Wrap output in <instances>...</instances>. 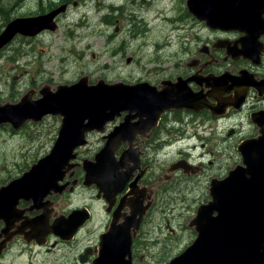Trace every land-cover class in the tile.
Returning a JSON list of instances; mask_svg holds the SVG:
<instances>
[{
    "label": "flooded vegetation",
    "instance_id": "obj_1",
    "mask_svg": "<svg viewBox=\"0 0 264 264\" xmlns=\"http://www.w3.org/2000/svg\"><path fill=\"white\" fill-rule=\"evenodd\" d=\"M77 1L79 4L86 2ZM77 1L73 0V5H77ZM63 3L70 6L68 0H50L46 5V12ZM111 8L110 14L102 16L105 23L110 25L117 22L112 20L115 17L113 10H121L119 7ZM66 13L67 11L60 13L54 18L57 28L63 25L61 20ZM7 22H4L3 26ZM204 24L210 35L196 43L194 52L188 53V60L171 65H168L166 60L160 61V47L155 43L154 53L142 60L146 62L143 64L144 75L136 78L134 82H123L129 85L142 84L139 90L149 99V106H131L123 109L105 121L100 129L86 131L82 137L84 143L74 148V155L68 160V164L72 166L64 174L61 171L63 178L54 182L46 195L20 196L15 199L16 203L11 205V211L2 209L3 214L7 213L6 218L11 219L8 224L6 219L0 217V264H92L94 259L102 255V247L107 245L106 241L110 237H116L118 233L125 237L122 241L128 237L131 241L130 253H124L123 258L129 259L131 264H144L145 257L148 256L142 253L146 244V230L151 229L155 233L157 228L161 229L162 220H165V226L168 225L165 216L178 208L177 194L181 192L179 185H183L181 178L199 176L206 167L199 160L215 156V160L223 164L216 165L215 161L210 159L207 161L213 167L204 177L206 187L203 201L195 206L194 214L191 218L189 216L186 224L194 234L190 243L195 239L196 231L189 223L196 216L198 208L212 200V186H218L236 169L245 168L244 159L247 157H257L253 150V153H250L249 148H246L248 154L244 155L241 146L247 141H254L252 145L257 147L255 140L264 135V33L249 34L246 44L240 41L243 37L240 29H223ZM255 26H259L258 22ZM56 29H43L33 37L17 36L15 39L36 41L46 32H57ZM66 40L65 38L63 42ZM242 49H249L250 53L247 52L249 54L244 56L240 53ZM130 61L126 63L129 64ZM142 61H139V65ZM157 62L160 63L156 65ZM77 80L62 84H72ZM98 81L112 83L107 82V79L92 81L91 77H88L87 84L93 85ZM166 81H182L179 83V89L186 99L197 93L194 107H170L160 112L158 95L167 87ZM44 85L49 86L45 83L38 90ZM46 117H53L58 121L52 148L61 128L62 118L59 115L47 114L40 121L32 122L40 123ZM221 126L227 128V136L232 135V141L226 139L224 131L219 133L215 140L207 136V131ZM92 135L97 136L99 145L102 146L86 158L87 155L82 156L81 151L88 145ZM172 146H180L178 156L167 162V152L164 149ZM183 146L185 148H182ZM212 146L221 147L218 151L220 154L214 155L210 150ZM198 147L202 152L195 157L192 151ZM100 153L101 157L98 156ZM42 157L32 161L29 168ZM61 159L60 157L59 160ZM195 159L198 163L194 162ZM85 162L94 164L92 169L95 168V173L86 171ZM59 164L60 162L51 165L54 173ZM93 174L95 181H92ZM14 178L16 177L3 181L0 186ZM256 183L252 181L249 188H253ZM78 187L93 190L90 204L77 207L70 203L69 196ZM65 197L70 206L67 209L64 208ZM72 211L77 212L71 218L69 214ZM215 214L216 212L212 216ZM39 216L43 217L38 225L39 232L42 233L58 221V227H61L63 234L43 232L39 239H35L20 233L6 238L2 232L7 225H12L10 231L17 230L13 224L25 223L27 226L24 229H27L31 225L30 220ZM77 237H80L78 242ZM86 238L88 243L80 246L79 243ZM61 246H66L63 255H51ZM37 258H41V261L38 262Z\"/></svg>",
    "mask_w": 264,
    "mask_h": 264
},
{
    "label": "rangeland",
    "instance_id": "obj_2",
    "mask_svg": "<svg viewBox=\"0 0 264 264\" xmlns=\"http://www.w3.org/2000/svg\"><path fill=\"white\" fill-rule=\"evenodd\" d=\"M49 2L26 0L23 6L18 7L10 3L9 19L46 12ZM111 6L121 8L120 11L113 10L115 17L112 20L117 22L112 25L102 18L104 14H110ZM67 8L65 16L62 14L63 25L59 26L57 32H46L36 41L17 38L0 50L1 104L18 101L30 89L35 90L32 98H38L40 95L37 91L43 84L47 83L54 90L56 85L72 82L83 75H89L92 81L134 82L144 75L143 64L146 62L142 60L154 53L155 43L160 47V61L166 60L171 65L188 60V53L194 52L196 43L210 35L205 22L188 12L186 0H86L83 4L77 1V5H73L71 0ZM3 24L0 18V31ZM65 38L67 40L63 42ZM129 58L131 61L127 64ZM139 61H142L141 65ZM57 126L58 121L53 117H46L40 123L26 121L15 130L8 123L0 124V184L20 176L32 161L49 152ZM223 131L226 139L232 141V135L227 136L225 126L206 134L215 140ZM101 146L97 136L92 135L81 154L89 158ZM179 148L172 146L164 149L167 162L177 158ZM221 149L218 146L210 147L214 155L220 154L218 151ZM201 152L198 147L192 151V155L197 157ZM209 159L214 160L216 165L223 164L217 162L215 156L200 159L199 162L206 167L199 176L181 178L183 185H179L181 192L177 194L178 208L165 216L168 225L165 226V220H160L161 229L157 228L155 233L151 229L146 230V244L142 253L148 256L144 264H163L178 255L194 237L186 224L189 216H193L195 206L203 201L206 187L204 177L213 167L207 163ZM194 162L198 163L197 159ZM195 182L198 184L194 185ZM92 196L93 190L78 187L69 196L70 203L77 207L88 205ZM63 201L66 202L64 208H70L66 197ZM87 243L86 238L79 245ZM65 248L58 247L51 255L61 256ZM37 260L39 262L41 258Z\"/></svg>",
    "mask_w": 264,
    "mask_h": 264
},
{
    "label": "water",
    "instance_id": "obj_3",
    "mask_svg": "<svg viewBox=\"0 0 264 264\" xmlns=\"http://www.w3.org/2000/svg\"><path fill=\"white\" fill-rule=\"evenodd\" d=\"M186 2L190 13L199 20L206 21L208 26L240 29L246 38L249 35V27L253 28L251 33L254 28L259 30L254 26V21L260 18L264 11V0ZM67 7V3H63L46 13L11 19L0 32V49L19 34L33 37L43 29L54 31L58 27L54 18L65 12ZM244 43L247 44L245 39ZM247 52L249 49L240 51ZM87 81L88 76L84 75L75 83L56 86L55 91L44 85L38 90L40 97L37 99L32 98L34 90H30L15 103H0V124L8 123L14 129L20 128L27 120L38 122L47 114L59 115L62 118L59 134L49 153L21 177L0 187V211L4 208H7V211L12 210L9 206L11 199L13 205L16 203L15 199L20 196L46 195L53 183L63 178L61 171L64 174L72 166L68 164V160L74 155V148L84 143L82 137L86 131L100 129L105 121L123 109L131 106H149V99L139 90L142 84H106L98 81L88 85ZM181 82H165L167 87L158 95L160 112L170 107H194L198 94L193 93V97L186 99L180 93ZM255 141L258 143L257 147L252 145L254 141H247L242 144L241 150L247 155L246 148H249L250 153H253V150L257 157H247L244 159L245 168L236 169L218 186H212V200L201 205L189 223L196 231L195 239L168 264H264V135ZM58 162L59 167L54 173L51 165ZM93 166L92 163H84L86 171L95 173ZM92 181H95V174L92 175ZM252 181L257 183L250 189ZM14 193L17 195L14 196ZM76 212L72 211L69 217L72 218ZM214 212L216 214L212 216ZM58 225L57 221L43 232L63 234ZM24 227L10 231L11 226L7 225L2 232L6 238L20 233L35 239H39L43 233L37 230L33 234H26ZM124 238L120 233L116 237H110L106 241L107 245L102 247V255L94 259L92 264H131L129 259L123 258L124 253H130L131 245L130 238L122 241Z\"/></svg>",
    "mask_w": 264,
    "mask_h": 264
},
{
    "label": "bare ground",
    "instance_id": "obj_4",
    "mask_svg": "<svg viewBox=\"0 0 264 264\" xmlns=\"http://www.w3.org/2000/svg\"><path fill=\"white\" fill-rule=\"evenodd\" d=\"M15 195H17V193H14V196H15ZM18 195H20V194H18ZM9 206L11 207V203H9ZM11 208H12V207H11ZM6 210H7V209H6ZM0 217L6 219V221H7L8 224H9V220H10L11 218H10V217H7V218H6V214H3L2 211H0ZM42 219H43L42 216L35 217L34 219H31V220H30L31 225H29V226L27 227V229H24V233H26V234H33L35 231H37V230H38V225H39V223H40V221H41ZM11 226H12V225H11ZM13 226H14L15 228H17V229L20 230V226H27V225H25V223H23V224H21V225H15V224H13Z\"/></svg>",
    "mask_w": 264,
    "mask_h": 264
},
{
    "label": "trees",
    "instance_id": "obj_5",
    "mask_svg": "<svg viewBox=\"0 0 264 264\" xmlns=\"http://www.w3.org/2000/svg\"><path fill=\"white\" fill-rule=\"evenodd\" d=\"M68 1H71V0H68ZM24 2L25 0H0V18L4 22H7L10 17L9 13L11 9V7H9V4L12 3L13 6L18 7V6H23ZM4 4L6 7H3Z\"/></svg>",
    "mask_w": 264,
    "mask_h": 264
}]
</instances>
